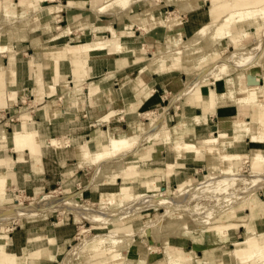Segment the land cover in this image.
<instances>
[{
    "label": "crops",
    "instance_id": "obj_1",
    "mask_svg": "<svg viewBox=\"0 0 264 264\" xmlns=\"http://www.w3.org/2000/svg\"><path fill=\"white\" fill-rule=\"evenodd\" d=\"M262 4L264 0H0V47L5 49L0 54V107L31 95L47 104L38 118L39 143L31 129L34 126L25 121H20L15 129L21 141L17 149L11 132L0 139V174L10 186L15 184L33 194L56 187L75 189L85 165H96L89 186L100 177L101 182L94 185V190L82 192V200L86 197L92 202L111 205L136 199V195L126 196L127 188L135 191L142 187L138 196L145 197L151 184L161 183L163 192L175 182L177 173V183L199 170L223 168L234 173L245 160L252 168V158H261L259 167L264 168V128L258 125L257 118L253 121L238 109L247 102L260 100L238 95L245 91L241 85L246 82L248 73L264 79V68L258 71L249 67L244 73V67H239L236 72H219L220 79L215 84L207 81L214 72L213 62L224 61L223 51L231 46L235 52L240 46L233 42L234 34H230L228 28L245 30L240 31L239 42L254 35L258 45L257 40L264 37V30L260 31L264 23L260 12ZM88 37L92 42L85 41ZM76 39L79 41L74 44ZM145 51L158 55L143 61ZM263 58L264 49L252 59L257 62ZM20 60L28 63L25 73H18L15 67ZM82 64L84 69H80ZM204 68L188 82L183 81L186 72ZM204 82L209 84L204 86ZM83 86L86 87L80 93L78 88ZM187 88L190 93L185 92ZM55 96L57 101L51 100ZM242 100L245 102L241 103ZM178 103L182 105L181 113L173 110ZM59 105L61 109L57 111ZM256 107L259 109L260 105ZM160 108L164 112L158 116L151 112ZM218 112H224V125L220 129ZM117 115L119 118L114 120ZM241 116L246 121L240 120ZM23 117L25 115L20 119ZM146 120L149 121L147 130ZM249 121L251 124L246 128L235 125V122ZM85 122L100 124L106 129L91 132L93 143H89L91 140L69 146V140L88 136L77 128ZM229 125L232 127L225 129ZM119 132L127 133L118 135ZM141 136L144 138L137 148L110 149L111 142L119 145L120 140ZM156 137H159L157 142ZM54 141H58L55 146ZM146 142L149 143L140 150ZM94 145L110 150L108 154H120L93 162L90 148ZM131 155L137 157L127 159ZM163 171L164 180L160 176ZM134 174L139 176L132 177ZM110 180L113 183L107 182ZM168 183L170 186L165 187ZM6 186L7 183L0 186L3 192L0 204H3ZM52 193L41 195L34 203L44 208L32 213L33 216L44 210L57 211L59 215H64V211L72 212L60 211L66 197L50 200ZM259 196L263 204L264 191ZM260 203L254 198L246 215L263 213L264 206ZM59 215L25 221L9 235L10 229L1 228L0 264H56L63 251L74 242L81 219L68 214L60 222ZM9 216L14 218L8 215L0 220ZM80 217L89 218L86 213ZM262 218L256 223L245 221L250 223L247 233L263 236L264 213ZM179 222L172 231L191 229L188 221ZM227 223L215 225L227 227L221 239L228 238L230 230L242 225ZM153 226L154 222L146 224L143 234L154 235ZM190 237L159 236V240L152 243L164 252L166 246L183 252L172 264H211V261L190 257L192 251L198 252ZM251 239L250 250L244 251L241 261L255 260L256 264H264V254L254 252L258 240ZM125 247L121 249H129V252L124 264H148L144 260L146 245L141 238L135 239L132 247L125 241ZM149 247V256H152L155 247ZM101 254L103 252L95 245L80 264H87L89 257ZM236 260L226 261L220 257L218 264H239ZM109 261L106 258L96 264H112Z\"/></svg>",
    "mask_w": 264,
    "mask_h": 264
},
{
    "label": "rangeland",
    "instance_id": "obj_2",
    "mask_svg": "<svg viewBox=\"0 0 264 264\" xmlns=\"http://www.w3.org/2000/svg\"><path fill=\"white\" fill-rule=\"evenodd\" d=\"M241 1V0H235ZM248 6V5H247ZM208 4L205 2V10H207ZM260 12L264 17V4L260 7ZM168 17V15L166 16ZM50 30V29H48ZM46 30V31H48ZM250 31V28L248 29ZM264 30V23L260 27V31ZM240 31H245L243 29H233L230 31L228 28V32L233 35V42L237 45H240L234 49L231 46L227 47V50L223 51L222 56H226L222 59L224 61L213 62V74L209 76V79H213L215 84L216 81L220 79L219 72H236L239 70V67H244V73L249 67H254L258 71L261 68H264V58L263 61L257 60V62L253 61L254 56H258L263 52L264 46L263 41L264 37L258 39V45L254 41V35L250 36L248 39H245L239 42V35ZM45 32V31H44ZM43 32V33H44ZM250 32H254L251 29ZM95 39V37H94ZM78 39L73 40V43H77ZM87 43L92 42L90 37L85 40ZM257 45L256 48H254ZM222 48V47H220ZM4 52V51H3ZM233 52V53H231ZM145 55L141 59L143 61L148 60V57H155L158 55L157 53L152 54V51H145ZM231 53V54H230ZM7 53H5L6 55ZM150 54V56H149ZM84 61L87 59L83 58ZM231 63V64H230ZM226 64V65H225ZM218 65V66H217ZM234 65V66H233ZM179 66V65H178ZM215 67V68H214ZM80 69L83 68V64L80 65ZM179 69V68H178ZM204 69L200 70H190L186 72L187 74L183 76V81L188 82L189 79L197 76L199 73H202ZM234 69V70H233ZM237 69V70H236ZM230 71V72H229ZM255 80L258 84L263 85L264 79H258L255 77ZM262 81V84L260 83ZM209 82H204V86L208 85ZM72 85V84H71ZM86 87L83 86L78 88L80 93H82V89ZM244 88V85H241ZM186 93H190V89H186ZM15 94V93H14ZM239 97H247L249 100H252L251 94L248 93H241L238 95ZM186 96H181L184 99ZM55 99L57 101V97H52L51 100ZM84 99V98H83ZM47 101L50 99H46ZM45 100V101H46ZM260 101V100H259ZM258 102H247L238 107L241 114L248 115L249 118L253 119V121L257 118V113L259 109L256 107V104L261 105ZM183 102V101H182ZM245 101L242 100L241 103ZM168 100L165 101V105H167ZM253 103V105L251 104ZM46 103L44 101L38 100L34 96H23L19 99H16L15 102H9L8 105L0 107V139L4 138L7 134L12 132L14 128L19 127L20 121H25L26 124L33 125L40 131V124L39 117H41V112L46 110ZM164 105V106H165ZM251 105V106H250ZM253 106V107H252ZM61 105H59L60 108ZM251 107L253 110H251ZM173 110L177 113L182 112V105L178 103L176 106L173 107ZM155 115L163 113L164 110L160 108L158 111L152 110ZM226 112V111H225ZM224 112H218V128H223L224 125V118L222 116ZM25 115L22 119L20 117ZM119 116L117 115L114 120H117ZM146 119V117H143ZM150 120L153 116H149ZM20 119V121H19ZM260 124L259 126L264 128L263 124V117L259 118ZM85 120V119H84ZM240 120L246 121L244 116H241ZM142 121V120H141ZM115 122V121H114ZM121 122V121H120ZM149 121H145V129L149 128ZM236 126L246 128L249 126L248 122H235ZM232 126L229 125L227 128H231ZM78 130L82 132L85 138L80 140H69V146H77L83 144L84 142L93 143V134L95 130L101 131L102 129H106L105 127H101L100 124H95L91 122H85L77 126ZM127 132H119L118 135L124 134L126 135ZM103 136V134L101 133ZM58 139V138H56ZM159 137L155 138V142H157ZM63 140V138H62ZM68 140V139H67ZM44 141V140H43ZM49 141V140H48ZM65 141V140H64ZM149 142L144 143L140 150H143L144 146ZM115 142L110 143L111 147L120 149L122 151L131 150V148H123L124 145L117 143L119 145H114ZM122 145V146H121ZM94 151L90 152L91 158L94 159L93 162H97L101 159H110L117 157L116 155L120 153H111L110 150H106L102 145H95ZM225 151L227 152L226 148ZM6 154L11 155L8 151L5 152ZM231 154V153H230ZM137 156L131 155L128 156L127 159L136 158ZM248 161V160H247ZM245 160V163L240 167V170L235 171L234 173L227 172L226 169L223 168H214L211 170H199L195 173L187 174L189 178L184 181L176 180L179 178L178 173L175 174V182L172 183L171 187L167 190H175L172 195H162L160 192L163 189L161 187V183L156 186V184H151L147 188V196L139 197L138 194L142 191V187H140V191L135 190L132 191L130 188H127L128 194L126 196L136 195V199L133 201H117L114 204L104 205L98 202H92L88 198H83L82 200V192H87L88 190H94V185L96 183L101 182V177L95 179L93 184L89 186V183L93 176V171L96 172V165H93L88 162V166L85 165V170L81 172L82 179L75 182V189L70 188H54L46 191H36L33 194H29L25 188H19L15 184L10 186V183L7 182L6 186V195L2 197L3 204H0V217H7L10 212H14L18 208H25V207H35L38 204H34L39 201V197L43 194H50V200H53V197H70L74 196V198L81 203L83 208L81 211H75L72 209V212H65L64 215H59L57 211H49L44 210L37 214L36 216L18 214L14 216V218L10 217L6 220H0V229L6 227L10 229L7 233L8 235L11 234L16 228L20 227L22 223L25 221H30L33 219L42 218L43 216H47L50 214L59 215L60 222L63 221V217L71 214L77 216L79 219V223L77 224L78 231L76 238L70 246H68L61 255L60 259L56 264H80L81 260H85L84 258L88 256L89 250L94 247L95 245L99 246V250L103 252L101 255H97L96 257H89L87 260V264H96L98 262H103L106 258H109L112 264H124L125 259L127 258L129 249L121 248L125 247V241L130 242V247L133 246L134 240L137 238H141L146 245V251L144 260L148 262V264H166L165 261L172 259L175 255V252L165 253L164 250L157 244H153L152 242H156L159 240V236H185L190 237L192 242L196 245L194 249L197 251H192L190 257H199V260L203 262L211 261V264H218V259L221 257L223 260L226 261H236L240 262L239 264H256L254 263L255 260H251L249 262L241 261L244 257V251L250 250L249 247V238H252L251 241L258 240L256 244V248L254 252L256 255L264 254V235L260 237H255L254 235L247 233L249 230L248 227L250 223L245 221H252L254 223L260 222L263 220L262 215L263 213L254 212L250 216L247 208L249 209L250 202L257 200L260 203L259 199H262L261 195L264 191V180L262 182H257L255 180L250 179V172L251 166ZM247 162V163H246ZM121 165V162L118 163ZM84 166V165H83ZM139 165H137L138 167ZM145 166H143L144 168ZM148 167V166H146ZM264 172V168L262 167ZM164 173L165 171L160 174L162 176V180H164ZM263 175L262 173H259ZM118 178V177H112ZM239 179V180H238ZM206 182V184L204 182ZM213 181V183H212ZM244 181V182H243ZM113 183L112 180L107 181ZM161 182V179H160ZM210 183V184H209ZM164 185V182H162ZM205 184V185H204ZM208 184V186H207ZM88 186V187H86ZM170 186L168 183L165 187ZM85 187V188H84ZM84 188V190H82ZM114 189H118V185L114 187ZM124 190V191H125ZM130 191V192H129ZM150 191V192H149ZM126 192H123L125 195ZM181 198H179L180 196ZM148 197V198H147ZM168 197H175V199L170 200V203L176 208L172 209L169 206H159L154 200H159L161 198L167 199ZM1 198V197H0ZM179 199V200H178ZM47 198L44 199L46 201ZM66 201V198L65 200ZM174 201V202H173ZM186 201V202H184ZM181 202V203H180ZM154 203L156 205H154ZM180 203V204H179ZM19 206H18V205ZM127 207V205H129ZM261 207L264 206V203H260ZM178 207H177V206ZM252 206V205H251ZM18 207V208H17ZM254 207V206H253ZM255 208V207H254ZM259 208V207H258ZM257 208V209H258ZM74 210V211H73ZM77 210V209H76ZM119 210V211H118ZM260 208L258 209V211ZM83 213L88 214L89 220L87 221L83 219L81 214ZM33 216V217H31ZM28 217V218H27ZM188 221L191 224V229L186 231H172L173 227L178 224V221ZM57 221V220H56ZM90 222L89 223H85ZM234 222L242 224L237 228H234L229 231L228 238L221 239L227 227L219 228L220 226L215 225H226L227 222ZM154 222L153 226V234L150 236H146L143 234L142 228L148 224ZM179 222V223H180ZM264 223V222H263ZM244 224V225H243ZM215 226V227H212ZM193 232V233H192ZM218 233H222V235H217ZM1 235V231H0ZM173 239V238H172ZM212 239V240H211ZM149 246L155 247L153 250L152 256H149ZM203 246V247H202ZM158 248V249H157ZM162 250V251H161ZM236 250V252H235ZM215 261V262H214ZM105 264V263H100ZM231 264V263H229Z\"/></svg>",
    "mask_w": 264,
    "mask_h": 264
},
{
    "label": "bare ground",
    "instance_id": "obj_3",
    "mask_svg": "<svg viewBox=\"0 0 264 264\" xmlns=\"http://www.w3.org/2000/svg\"><path fill=\"white\" fill-rule=\"evenodd\" d=\"M87 46V45H86ZM4 47H0V54L3 53L4 51ZM19 55V54H18ZM231 64V63H230ZM226 65V64H225ZM218 66V65H217ZM234 66V65H233ZM15 67L17 68V71L18 73H21V72H26L27 69H28V63H26L24 60H20V61H17ZM215 68V67H214ZM246 73V72H245ZM209 82H213V79H209ZM244 89L245 91L241 92L242 94L243 93H250L252 98L255 99V98H260V101L259 103L261 104L260 107H259V111L257 113V120L256 122H258V125L260 124V119L261 117H263V124H264V84L263 85H260L258 84V82L255 80V76H253L252 74L248 73V76H247V79H246V82L244 83ZM152 116H154L152 114ZM155 116H158V115H155ZM20 121V119H19ZM251 124V121H249V125ZM32 129V132L35 136V139H36V142L39 143L40 142V133L38 132V129L34 126V128H31ZM11 135V139L13 140V144H15V148L17 149L20 144H21V141H20V135L18 133H16L15 131V128L14 130L10 133ZM144 138V136H141V137H138L136 139H124V140H120V144L124 145L123 148H135L140 142L141 140ZM54 146L58 144V141H54ZM95 146V145H94ZM139 146V145H138ZM137 148V147H136ZM94 151V147L92 146L90 148V152ZM93 153V152H92ZM261 158H257V159H254L252 158L251 161H252V168L250 169L251 172H250V179L251 180H255L257 182H262L264 180V172L262 171V169L259 167V160ZM247 161V160H246ZM248 162V161H247ZM246 162V163H247ZM133 172V171H132ZM183 172V171H182ZM259 173H262L263 175H260ZM132 176V175H131ZM134 176H139L138 174H134L132 177ZM239 180V179H238ZM8 181L5 179V177L0 174V186H3L4 184H6ZM204 182V181H203ZM244 182V181H243ZM206 184V182H204ZM213 183V181H212ZM204 184V185H205ZM210 184V183H209ZM208 186V184H207ZM84 190V189H83ZM140 191V190H138ZM177 189L175 190H165L163 192H161L162 195H172L174 192H176ZM130 192V191H129ZM1 195H3V192L1 191L0 192ZM180 196V195H179ZM55 197H53L54 199ZM148 198V197H147ZM181 198V196L179 197ZM176 198L175 197H168L167 199H159V200H154L159 206H169V207H172V209L176 208L172 205V203H170V200H173ZM179 200V199H178ZM174 202V201H173ZM186 202V201H184ZM181 203V202H180ZM179 203V204H180ZM50 204V203H49ZM52 204V203H51ZM46 205V204H45ZM48 205V204H47ZM55 205V204H54ZM154 205H156L154 203ZM19 206V205H18ZM130 206V205H129ZM177 206V205H176ZM54 207V206H53ZM178 207V206H177ZM18 208V207H17ZM41 208H44V205H40V206H31V207H25V208H18L16 209L14 212H10L9 215H13V216H16L18 214H24V215H30L38 210H40ZM52 208V207H51ZM60 208V211H63V210H72V209H75V211H81V209L83 208V206L81 205V203L79 201H77L74 196H68L66 197V201H64L63 205ZM74 211V210H73ZM119 211V210H118ZM219 228H222V227H219ZM149 232V230H148ZM145 233H146V229H145ZM147 234V233H146ZM148 235V234H147ZM217 235H222V233H218ZM135 246V245H134ZM137 248V247H136ZM150 248V247H149ZM158 249V248H157ZM140 250V249H139ZM175 252V255L172 259H169V262L167 264H172L180 254H182L183 252L182 251H178L176 249H174L172 246H166L165 247V253H169V252ZM140 252V251H139ZM144 254V252H143ZM141 256V255H140ZM132 259V258H131Z\"/></svg>",
    "mask_w": 264,
    "mask_h": 264
}]
</instances>
